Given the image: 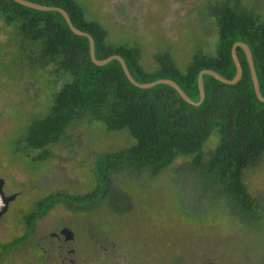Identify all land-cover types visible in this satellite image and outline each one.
<instances>
[{
  "label": "trees",
  "instance_id": "trees-1",
  "mask_svg": "<svg viewBox=\"0 0 264 264\" xmlns=\"http://www.w3.org/2000/svg\"><path fill=\"white\" fill-rule=\"evenodd\" d=\"M28 1L66 10L73 25L94 38L98 60L119 55L137 82L172 79L195 102L200 100L198 79L203 70L211 69L230 80L236 76L232 47L244 42L251 49L264 96V16L240 2L227 0L215 5L218 40L214 51L196 49L182 69L169 53L162 51L153 54L152 63L145 66L138 46L111 42L107 29L88 18L77 0ZM0 21L5 27L13 26L33 50L38 49L39 55L32 64L42 69L51 66L57 79L65 78L54 93L48 112L33 120L16 141V153L41 152L34 161L43 162L49 157L45 149L63 142L67 128L83 118L102 124L108 132H127L134 140L125 150L97 154L91 190L48 195L24 215L26 225L31 227L35 218L45 216L59 203L73 204L77 210H84L87 205L97 208L108 199L114 175L146 172L156 178L183 158L200 172L215 203L225 206L229 221L244 215L246 225L255 226L254 220H260L245 173L264 159V102L256 95L243 49L237 48L243 69L241 80L226 84L203 75L205 99L195 106L170 85L157 84L147 89L135 86L118 60L96 65L91 59L89 39L76 35L58 11L0 0ZM213 134L217 135V144L209 148ZM24 239L7 246L20 244Z\"/></svg>",
  "mask_w": 264,
  "mask_h": 264
},
{
  "label": "rangeland",
  "instance_id": "rangeland-1",
  "mask_svg": "<svg viewBox=\"0 0 264 264\" xmlns=\"http://www.w3.org/2000/svg\"><path fill=\"white\" fill-rule=\"evenodd\" d=\"M77 1L88 18L107 29L111 42L138 46L145 66L162 51L185 69L196 49L214 51L218 40L215 5L227 0ZM229 1L264 16V0ZM38 55V49L23 42L13 26L5 27L0 21V177L5 180L6 195L17 194L0 221V239H15L23 233L24 215L50 193L91 190L97 154L134 144L127 132H108L102 124L83 118L67 128L63 142L45 149L49 157L43 162L34 161L41 152L16 153L18 138L33 120L48 112L54 93L65 82V78L57 79L51 66L42 69L32 64ZM217 140L213 134L209 148ZM245 183L260 216L255 226H247L244 215L229 221L225 206L215 203L200 172L183 158L156 178L146 172L114 175L109 202L90 214L71 212L60 203L44 218L37 235L59 224L110 223L105 228L110 234L154 232L160 244L173 242L184 260L190 253H204L220 264H264V159L246 171ZM29 245L28 241L18 245L6 264H33ZM165 248L169 246L160 249Z\"/></svg>",
  "mask_w": 264,
  "mask_h": 264
},
{
  "label": "flooded vegetation",
  "instance_id": "flooded-vegetation-1",
  "mask_svg": "<svg viewBox=\"0 0 264 264\" xmlns=\"http://www.w3.org/2000/svg\"><path fill=\"white\" fill-rule=\"evenodd\" d=\"M108 202L105 200L103 204ZM59 204L50 208L45 216L35 218L31 227L26 225V222L23 223L24 232L17 238L0 239V264H6L12 251L27 241L30 244L28 253L33 264H220L204 253L188 254L192 261L187 262L189 257L184 260L183 252L175 248L173 242L160 244L155 233L151 231L143 234L131 231L126 236L110 234L105 230L110 223L89 222V225L85 224L86 227L79 222L59 224L53 228H45V232L37 235L39 225ZM62 204L69 211L75 212V205ZM101 206L92 208L87 205L84 210L79 211L80 214L83 212L90 214ZM127 208H134V205ZM24 237L20 244L7 246ZM167 245L169 248L160 249ZM158 254H161V257H157Z\"/></svg>",
  "mask_w": 264,
  "mask_h": 264
},
{
  "label": "water",
  "instance_id": "water-1",
  "mask_svg": "<svg viewBox=\"0 0 264 264\" xmlns=\"http://www.w3.org/2000/svg\"><path fill=\"white\" fill-rule=\"evenodd\" d=\"M17 3L29 7V8H33V9H37V10H42V11H58L60 12L65 20L67 21L70 29L79 36H85L89 39L90 41V54H91V59L92 61L99 66H103L107 63H109L111 60H118L122 67L123 70L127 76V78L130 80L131 83H133L135 86L139 87V88H143V89H147V88H151L157 84H167L172 86L173 88H175L178 93L181 95V97L187 101L188 103L195 105V106H199L201 105V103L204 101L205 99V88H204V80H203V75L208 74L211 76H214L215 78H217L219 81L226 83V84H236L238 83L243 75V69L241 66V63L239 61L238 55H237V48H241L244 50L246 57H247V61L250 67V71H251V76H252V80H253V84H254V88H255V92L257 97L264 102V96L262 95L261 91H260V86H259V82H258V76L255 70V65L253 62V57H252V53H251V49L249 48V46L244 43V42H236L233 47H232V57L234 60V63L236 65V69H237V73L236 76L233 79H226L225 77H223L222 75H220L219 73L211 70V69H207V70H203L200 75H199V79H198V85H199V90H200V100L198 102L193 101L192 99H190L185 92L181 89V87L172 79H161L152 83H139L137 82L133 76L131 75L127 64L124 60L123 57L119 56V55H113L107 59L104 60H98L96 58V53H95V40L94 38L86 33L83 32L81 30H79L78 28H76L73 23L72 20L70 19L68 13L66 12V10L60 8V7H53V6H46V5H41L38 3H34L28 0H14ZM4 185H5V180L3 178L0 177V220L1 218L7 213V211L9 210V206L11 204V202H13L16 197L17 194H13V195H6V193L4 192Z\"/></svg>",
  "mask_w": 264,
  "mask_h": 264
}]
</instances>
